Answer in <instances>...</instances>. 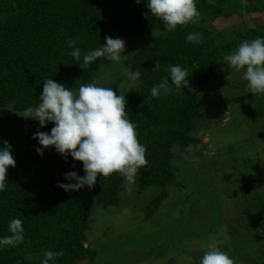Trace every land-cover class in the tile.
Returning a JSON list of instances; mask_svg holds the SVG:
<instances>
[{"label": "trees", "instance_id": "1", "mask_svg": "<svg viewBox=\"0 0 264 264\" xmlns=\"http://www.w3.org/2000/svg\"><path fill=\"white\" fill-rule=\"evenodd\" d=\"M245 1L242 9L249 13L243 20L246 26L224 38L227 35L221 31L209 29L210 22L239 17L238 0H196L199 22L171 32L147 13V0L140 4L135 0H0V109H12V113L0 115V147L8 142L15 159V167L7 171L6 190L0 192V238L10 234L9 222L16 218L23 221L24 237L15 247L0 246V264H40L43 257H33L49 250L63 252L49 264H93L97 250L85 245L91 215L97 209L117 207L127 189L118 174L97 177L92 188L85 186L79 191L66 192L57 186L75 183L65 179L66 173L75 171L83 176L84 171L81 162L62 157L54 148L43 150L42 155L36 152L40 145L33 135L37 131L50 134L54 125L49 122L41 128L38 121L23 115L40 103L43 80L49 78L76 90L82 83H91L101 66H108L109 60L102 57L80 68L83 55L103 45L105 37L124 40L127 52L134 38L153 35L149 46L124 60L127 68L140 73L138 83L124 95L129 118L147 149L148 164L138 170L133 187L136 194L151 188L156 192L143 206L147 220L166 199L167 190L178 184L170 164L174 153L186 156L200 142L194 133L204 121L202 110L216 63L225 62L224 57L244 40L264 38L262 0ZM256 13L259 15L250 17ZM190 33H199L200 42H187ZM69 39L75 41L73 47L81 49L79 61L69 55L73 50L67 44ZM156 61L160 69L153 71ZM176 64L187 70L195 92L173 88L174 94L153 98L151 88L168 77L167 69ZM239 79H244L243 71ZM107 87L117 91L116 83ZM259 95L264 97L256 94L258 103ZM261 104L264 106V99ZM249 115L252 121L264 123L263 107L256 104ZM248 207L243 228L262 237V250L255 260L264 264V198L253 194Z\"/></svg>", "mask_w": 264, "mask_h": 264}, {"label": "rangeland", "instance_id": "2", "mask_svg": "<svg viewBox=\"0 0 264 264\" xmlns=\"http://www.w3.org/2000/svg\"><path fill=\"white\" fill-rule=\"evenodd\" d=\"M238 1L240 16L210 22L213 33L221 31L228 38L243 31L249 13L242 9L247 2ZM152 37L134 38L124 55L149 46ZM124 60L101 66L92 82L103 87L116 83L117 92L125 94L138 81L124 74L122 69L130 70ZM215 72L206 91L204 121L194 133L200 142L186 156L176 151L170 161L178 184L167 190L166 199L147 220L143 206L156 192L151 188L136 194L134 184L121 194L117 207L95 210L85 243L97 250L93 264H197L203 246L212 242L236 264H258L262 237L246 231L243 224L252 195L264 198V123L249 115L256 104L264 109V97L259 95L258 103L246 81L237 80L239 72L226 62L218 61ZM9 113L10 107L0 109V115Z\"/></svg>", "mask_w": 264, "mask_h": 264}, {"label": "clouds", "instance_id": "3", "mask_svg": "<svg viewBox=\"0 0 264 264\" xmlns=\"http://www.w3.org/2000/svg\"><path fill=\"white\" fill-rule=\"evenodd\" d=\"M135 3L140 4L141 0H135ZM146 8L147 13L162 21L170 32L178 27L196 24L201 17L196 0H147ZM185 39L187 42L199 43L201 36L199 33H190ZM74 43L71 39L67 41L69 47H73ZM124 53V40L105 37L103 45L83 55L80 68H86L102 57L119 64L129 56ZM69 55L79 61L81 49L73 47ZM224 60L229 68L243 71L246 89L250 93L264 94V38L244 40ZM159 69L160 63L156 61L152 70ZM122 71L129 80H139V72L128 69ZM167 71L169 76L151 88L153 98L161 94H174L173 88H188L190 93L195 92L190 87L186 69L176 64ZM39 101L35 108H27L23 117L38 121L41 128L49 122L54 126L50 134L37 131L33 135L32 139L38 140L40 145L36 148L37 154L42 155L43 150L51 147L62 157L71 156L83 166V176H78L75 171L65 174L66 180H74L75 183L58 184V187L66 192L79 191L85 186L92 188L97 177L108 178L113 174L120 175L126 187L135 183L138 170L148 164L147 149L140 143L136 125L129 118L124 94H118L111 87L98 86L96 82L82 83L74 90L45 78ZM14 167L12 147L5 141L0 147V192L6 190L7 171ZM22 225L21 219H12L8 227L10 234L0 238V246L15 247L21 244L24 238ZM203 249L199 264H235L234 259L214 242L205 244ZM62 255V251H45L40 264H49V261Z\"/></svg>", "mask_w": 264, "mask_h": 264}]
</instances>
